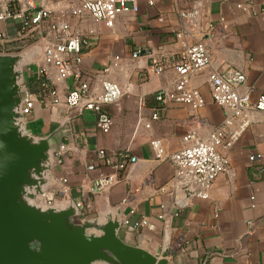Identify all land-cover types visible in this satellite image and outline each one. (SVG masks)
<instances>
[{
    "label": "crops",
    "instance_id": "1",
    "mask_svg": "<svg viewBox=\"0 0 264 264\" xmlns=\"http://www.w3.org/2000/svg\"><path fill=\"white\" fill-rule=\"evenodd\" d=\"M5 1L9 9H16V0ZM41 1L68 20L74 31L90 37L83 68L95 74L108 67L104 77L124 90L118 102L104 106L114 120L108 133L95 126L92 112L63 103L56 107L35 103L29 116L38 135L53 133L65 145L61 164L53 163L51 179L67 178L68 197L83 202V218L108 211H118L120 219L145 217L153 229L128 232L121 227L119 236L153 254L167 245L168 264H264V113L251 110L248 125L227 151L230 167L215 178L208 197H191L181 206L175 204L171 187L172 164L155 159L150 147V140L159 138L166 152L177 151L186 133L195 131L205 138L223 121L226 110L213 102L209 91L211 70H241L246 84L254 88L251 102L256 99L264 85V0H197L200 17L193 33L209 48L212 62L188 82L199 89L204 106L193 110L168 102L156 120L151 119L160 105L155 95L173 88L177 76L173 64L182 52L175 38L181 26L176 0H136L138 11L120 15L112 27L88 16L62 13L66 0ZM239 3L248 10L238 8ZM0 33V53L33 40L30 31L21 32L17 20L0 21ZM36 43L35 56L43 41ZM135 51H140L137 57ZM154 60L164 62L161 73L154 72ZM49 71L55 79V69ZM69 84V80L57 84L61 95ZM98 149L109 155L127 151L136 160L119 173L117 182L94 190L98 178L114 172L112 165L97 159ZM251 154L261 158L251 162Z\"/></svg>",
    "mask_w": 264,
    "mask_h": 264
},
{
    "label": "built area",
    "instance_id": "2",
    "mask_svg": "<svg viewBox=\"0 0 264 264\" xmlns=\"http://www.w3.org/2000/svg\"><path fill=\"white\" fill-rule=\"evenodd\" d=\"M176 3L181 26L175 32V38L180 43L182 52L178 61L173 64L177 73L173 88L161 89L155 95L160 105L152 112V120L160 117L163 105L168 102L185 104L193 110L203 107L205 103L199 89L190 86L188 82L190 76L208 67L212 62L209 48L203 41L196 40L193 33L200 17L198 1L176 0ZM13 5L16 9H9L6 1L0 0V21L17 20L21 32L30 31L35 43L38 40L43 41L40 54L35 56L36 60L32 57V64L24 68L26 78H23L20 88L24 120L29 121L35 103L43 107H56L63 103L68 108L92 112L95 116V126L101 132L108 133L114 120L104 106L118 102L124 90L115 81L104 77L108 67L95 74L83 68L82 56L90 46V37L74 31L68 20L54 15L53 10L47 8L41 0H16ZM237 6L248 10V7L241 3ZM137 11L136 0H66L62 13L77 17L88 16L93 21L103 22L106 26L112 27L120 15ZM209 27L213 28V24ZM139 52L135 51L133 57H137ZM153 66L155 73H161L164 62L154 60ZM49 67L55 69V79ZM65 80H69L70 84L67 85L65 94L61 95L57 84ZM207 82L213 102L226 110L223 121L205 138L197 136L195 131L186 133L181 139L183 146L171 153L166 152L161 139L150 140L155 159L167 160L174 168L171 187L173 194L181 192L180 197H175V204L179 206L191 197H208L215 178L230 167L227 151L248 125L251 110L264 113V85L256 99L251 102L250 97L254 88L246 84V76L241 70L237 68L211 70ZM64 151L65 145L61 144L59 149L52 153V162L61 164V155ZM96 156L101 163L112 165L114 172L98 178L92 188L94 190H101L117 182L119 173L127 169L128 163L136 160V157L129 156L127 151L109 155L104 149H98ZM260 158V154H251L248 157L251 162ZM92 167L93 165L89 166ZM68 192L67 178L62 177L54 179L52 185L40 195V199L47 205L59 204L70 198ZM75 203L81 210V216H85L83 202L75 200ZM132 212L133 210L130 211ZM121 227L128 232H134L141 227L153 229L154 225L145 217L135 220L122 217Z\"/></svg>",
    "mask_w": 264,
    "mask_h": 264
},
{
    "label": "water",
    "instance_id": "3",
    "mask_svg": "<svg viewBox=\"0 0 264 264\" xmlns=\"http://www.w3.org/2000/svg\"><path fill=\"white\" fill-rule=\"evenodd\" d=\"M33 54L34 48L0 53V141L7 146L0 148V264H168L167 245L153 254L119 236L118 211L83 218L73 198L51 205L40 199L52 185L60 143L53 133L38 135L21 112Z\"/></svg>",
    "mask_w": 264,
    "mask_h": 264
},
{
    "label": "rangeland",
    "instance_id": "4",
    "mask_svg": "<svg viewBox=\"0 0 264 264\" xmlns=\"http://www.w3.org/2000/svg\"><path fill=\"white\" fill-rule=\"evenodd\" d=\"M35 42V40L33 39L32 41H31V43H29L28 42V44L26 45V46H24V47H20V48H12V49H9V50H4V51H14V52H19V51H21V50H24V49H28V48H31V49H33L36 45H37V43H34ZM32 57H34V59L36 60V57H35V55H32ZM28 73V70H27V68L25 69V74H27ZM25 78H26V76H24ZM57 199H59V197H56ZM57 204V203H56Z\"/></svg>",
    "mask_w": 264,
    "mask_h": 264
},
{
    "label": "clouds",
    "instance_id": "5",
    "mask_svg": "<svg viewBox=\"0 0 264 264\" xmlns=\"http://www.w3.org/2000/svg\"><path fill=\"white\" fill-rule=\"evenodd\" d=\"M7 130L5 129V134H6ZM6 144L3 141H0V148L2 149H6Z\"/></svg>",
    "mask_w": 264,
    "mask_h": 264
}]
</instances>
